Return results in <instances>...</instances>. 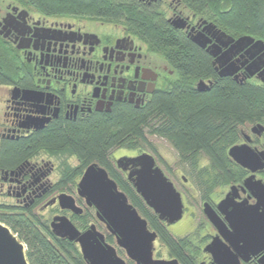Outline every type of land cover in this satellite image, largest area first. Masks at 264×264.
Wrapping results in <instances>:
<instances>
[{
	"label": "flooded vegetation",
	"instance_id": "flooded-vegetation-1",
	"mask_svg": "<svg viewBox=\"0 0 264 264\" xmlns=\"http://www.w3.org/2000/svg\"><path fill=\"white\" fill-rule=\"evenodd\" d=\"M206 2L136 0L133 9L150 12L163 20L167 28L206 58L212 68L211 75L231 79L239 85L264 88V34L239 32L234 22L230 24L233 27H226V23L220 22L223 10ZM207 11L214 17H206ZM200 33L205 35L199 39L205 42L203 46L193 40ZM241 37L246 38L237 45ZM0 44L4 46L1 56L7 58V67L0 68V222H11L20 216L28 220L35 208L44 211L45 204H58L57 196L51 199H56L53 203L47 202L49 192L69 186L79 171L81 178L89 164L97 163L106 169L99 161L84 165L71 141L92 139L103 130L107 132L106 139L109 124L137 123V116L156 102L160 93L171 92L179 75L163 53L149 51L137 32L132 34L124 22L43 15L33 8L8 5L0 8ZM258 59H261L257 64L259 69L250 75L247 68ZM230 64L237 67L236 72L221 76L222 69ZM200 82L208 88L199 90ZM211 84L212 80L199 78L187 87L202 93ZM256 124L264 125L242 126L240 140L235 144L247 142L264 152V134L253 131ZM118 148L137 149V142L131 148L113 147L105 152L103 161L107 166L114 173L127 175V171L118 168V158L138 154L112 153ZM230 160L246 174L240 182L215 188L210 200L201 196L202 213L213 231H206L198 241L197 236L191 241L185 239L191 245V252L186 251L185 262L181 264H216L212 252L206 250L215 237L234 252L203 210V204L208 202L225 221L217 204L231 185H243L250 174ZM257 174H264V169L255 173L256 178ZM224 188L227 191L215 201L216 191ZM239 197L236 201L243 198H248L249 203L255 201L248 190H239ZM161 222L167 228L170 226ZM263 255L264 250L243 255L247 259L241 256L237 259L239 264H261Z\"/></svg>",
	"mask_w": 264,
	"mask_h": 264
},
{
	"label": "trees",
	"instance_id": "trees-1",
	"mask_svg": "<svg viewBox=\"0 0 264 264\" xmlns=\"http://www.w3.org/2000/svg\"><path fill=\"white\" fill-rule=\"evenodd\" d=\"M13 1L43 15L124 22L132 34L137 32L149 51L163 53L179 71L171 92L160 93L156 102L137 116V123L109 124L106 139L107 132L103 130L96 132L92 139L72 140L84 165L99 161L113 178L114 172L103 161L105 152L113 147H134L138 139L145 140V132L149 131L170 140L190 169L192 179L201 188L202 199L210 200L215 188L240 182L245 176V171L231 162L226 151L239 142V130L246 123H264V88L239 85L231 79L211 75L212 68L206 58L167 28L163 20L147 11L136 12L133 9L136 0ZM206 4L223 10L220 22L226 23V27H233L230 24L234 22L239 32L264 34V0H207ZM3 48L0 44V52ZM1 54L0 68H6L7 58ZM199 78L212 80L209 90L200 93L188 89L187 86ZM202 160H206V164L203 165ZM81 173L79 171L77 176ZM119 177L118 186L137 196L127 178ZM137 197V203L139 199L143 202L139 195ZM82 217L74 215L73 219ZM155 218L158 219L156 215ZM2 222L25 243L30 264H87L75 242L55 236L50 227L35 216L28 220L20 216L11 222ZM80 222L81 229L88 227L85 220ZM181 242L185 248L171 244L173 249L170 251L174 258L184 262L186 251L191 252V245L186 240Z\"/></svg>",
	"mask_w": 264,
	"mask_h": 264
},
{
	"label": "water",
	"instance_id": "water-1",
	"mask_svg": "<svg viewBox=\"0 0 264 264\" xmlns=\"http://www.w3.org/2000/svg\"><path fill=\"white\" fill-rule=\"evenodd\" d=\"M209 28L212 26L209 25ZM204 36L200 33L193 40L203 46L205 42L199 39ZM245 38H239L236 44L240 45ZM260 61H254L247 68L250 75L259 69L257 64ZM236 70L237 67L230 64L222 69L220 75H232ZM204 88L208 86L200 82L198 89ZM253 131L264 134V125L256 124ZM228 156L250 174L243 180V185H231L217 204L225 221L208 202L203 204L208 220L234 250L232 252L219 237L213 238L206 250L212 252L216 264H239L237 256L247 259L243 255L257 254L264 250V183L255 176L257 171L264 169V152L244 142L231 146ZM117 166L127 171L128 182L160 221L169 226L182 218L184 203L181 194L149 153L143 152L134 157L121 156ZM239 190H248L254 203H249L248 198L236 201L240 198ZM76 192L87 207L94 208L96 218L104 223L107 232L114 236L117 246L135 264H181L177 259L153 257L157 233L149 229L147 220L128 201L126 194L118 188L106 169L97 163L89 164L78 182ZM57 202L62 210H69L75 215L83 212L75 199L65 193L57 196ZM49 226L55 236L75 242L87 264H127L118 255L116 248L105 241V236L94 224L80 230L67 216L58 215L52 218ZM260 263L264 264V255ZM0 264H30L25 243L3 222H0Z\"/></svg>",
	"mask_w": 264,
	"mask_h": 264
},
{
	"label": "rangeland",
	"instance_id": "rangeland-1",
	"mask_svg": "<svg viewBox=\"0 0 264 264\" xmlns=\"http://www.w3.org/2000/svg\"><path fill=\"white\" fill-rule=\"evenodd\" d=\"M8 5L13 7L17 6L19 8H26L22 5L16 4L13 0H0V8H6ZM208 14L209 16H207ZM205 16L214 17L213 13L209 11H207ZM144 137L145 140H137V149L126 150L118 148L113 150L112 153H149L154 158L156 165L161 168L168 179L174 184L176 190L181 194L184 203V213L182 218L167 228L159 219H157L158 221L156 220L153 211L149 207H147L144 202L140 201L139 199V202L137 203L138 194L136 192L135 193L137 194V196L134 195L131 191L128 194V192H126L122 187V189L119 186L118 188L126 194L128 201L137 209L141 217L147 220L149 229L157 233V238L154 241L153 257L156 259L164 260L177 259L174 258V255L170 251L173 249L171 244H178V246L180 245L185 248V245L183 246V244H181V241H184L185 239L187 241H191L195 239L196 236L197 237L195 240L198 241V237L200 235L205 234L206 231H208V233H212L213 229L204 217L201 210V188H199L196 185L194 179H192V174H190L189 172L190 169H188V166L185 164V162L181 160L176 148L167 139L155 135L154 133H150L149 131L145 132ZM257 143L258 142H256L255 144ZM257 148L260 149V145H258ZM201 163L203 165L206 164V160H202ZM113 168H116L115 164ZM115 173H113L114 176L113 178H111L114 179L116 183H118L117 181L120 178L119 176L121 175H124L123 177H125L126 179L125 174H121L120 172ZM76 177L77 178L74 179L72 183H69V186L55 189V191L51 190L49 192L50 196L47 198V202L50 201L53 197L58 196L60 193H65L72 196L75 199L76 204L83 210V215H81L83 217L81 219H73L74 215L68 210H61L57 203L51 205L45 204L44 211H39L38 207L35 208L33 211H31L32 213L30 212L29 217L35 216L39 219V221H41V223H43V225L46 224L49 227V223L53 216L65 215L69 219H71L80 230L82 229L78 225L81 223L80 221L85 220L87 226L94 224L97 230L103 233V235L105 236V241L116 248L118 255L123 258L127 264H135L126 256L124 250L117 246L114 236L107 232L104 224L97 220L94 208L87 207L84 200L78 196L76 187L80 178L79 176ZM257 178H260L264 181V174H257ZM227 188L216 191V193L218 194V198L215 201H218L224 195V193L227 191ZM53 191L55 193H53ZM138 204L140 205L138 206ZM184 262L179 261V263Z\"/></svg>",
	"mask_w": 264,
	"mask_h": 264
}]
</instances>
